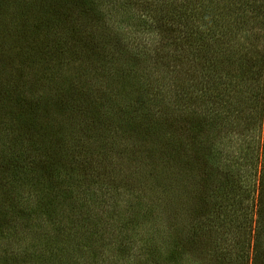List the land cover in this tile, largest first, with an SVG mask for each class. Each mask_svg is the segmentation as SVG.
<instances>
[{
	"label": "rangeland",
	"instance_id": "1",
	"mask_svg": "<svg viewBox=\"0 0 264 264\" xmlns=\"http://www.w3.org/2000/svg\"><path fill=\"white\" fill-rule=\"evenodd\" d=\"M217 1L205 3L217 11ZM247 1L264 15V0ZM95 3L102 21L91 17ZM236 6L235 0L218 2L232 14ZM141 10L140 0H0V162L13 154L18 165L30 166L37 176L36 170L47 169L48 154L63 169L77 168L82 180L75 182L74 195L64 196L63 176L45 183L59 190L48 227L51 221L75 224L78 237L93 239L95 252L77 254L79 264H127V258L141 264L139 237L161 243V259L169 256L168 241L175 239L183 264H215L222 255L232 256L254 227L260 201L255 156L263 143L264 118H258L245 91L248 78L240 88L239 120L225 115L211 95L207 99L206 86L193 79L194 69L206 73L202 64L173 72L177 43L167 50L173 63L165 74L147 64L153 58L133 57L147 43L143 22L149 28L153 21L152 15L141 19ZM246 13L239 48L259 56L264 18L259 24ZM162 38L157 35L152 45L156 48ZM91 43L99 48L91 49ZM229 63L222 60L213 73L238 76ZM80 84L87 95L84 111L63 113L59 99L75 100ZM231 96L234 101V92ZM21 97L34 108L19 111L15 101ZM139 107H149L151 118ZM98 112L102 122L92 129ZM166 140L169 152L164 153ZM211 145L213 154H206ZM62 230L70 235L68 253L76 256L75 231ZM25 234L26 242L36 240ZM125 240L130 246L122 252Z\"/></svg>",
	"mask_w": 264,
	"mask_h": 264
},
{
	"label": "trees",
	"instance_id": "2",
	"mask_svg": "<svg viewBox=\"0 0 264 264\" xmlns=\"http://www.w3.org/2000/svg\"><path fill=\"white\" fill-rule=\"evenodd\" d=\"M225 1L228 0H218L214 4L217 7L216 11L210 5H206L205 0H140L141 11L144 12L141 13V19L152 15L153 21L149 24V28L143 22L148 36L144 43H147L145 45L140 44V49L133 57H137L138 61L153 58L154 60L148 61L147 64L149 65L152 62L157 66L158 73L165 74L169 72L170 64L173 63L169 62L170 58L167 57V50L172 43H177L179 47L174 54L173 72L176 68L178 73L182 74L183 66L195 68L192 65L202 64L207 69L206 73L194 69L191 73H197V75L193 76V79L200 80L202 87L206 86L202 90L209 93L207 99L211 95L216 103L223 107L225 115L232 116L235 119L240 118L239 120L242 119L240 108L243 107L241 102H238L240 93H242L240 88L244 85V78H248L249 86H245V91L255 103L254 107L258 118L261 119L262 116L264 118V108H262V102L264 101V53L259 56L257 54L247 56L246 53H242L239 41L244 36L242 30L247 25L243 17L244 14H247L246 11L251 12L253 20L259 24L261 21L258 19L263 20L264 15L259 16L260 7H256L255 4L247 0H235L237 3L236 10L238 11L236 14L224 12L225 9L218 8V2ZM95 5L97 4L95 3ZM99 8L97 5L91 17L97 21H102L104 14L100 12ZM157 35H162L163 38L156 41L158 45L155 48L152 44ZM94 40L96 38L92 36L91 42ZM89 47L91 49L99 48L97 45L93 46L92 43ZM151 47L155 49L151 51ZM253 57L255 60L251 61L250 59ZM219 60V67L222 60L231 62L229 64L234 65L233 68L239 71L238 76L228 73L224 74L226 76H223L222 73L214 74V70L219 68ZM205 75L213 82V85H207L209 82ZM190 77L192 78V76ZM234 78L238 81H234ZM233 92L235 95L234 101L232 100L233 96H231ZM184 98L183 92L182 99L184 100ZM81 99H84V105L81 103ZM85 99H87V95L83 85L80 84L75 87V100L72 97L69 98V96L59 99L60 107L65 110L62 112H77V107L84 111ZM154 102L159 101L155 99ZM15 103L17 104L16 108L21 112L27 111L28 108L31 110L34 108L33 102H24L22 97L17 99ZM141 107L138 108L139 112L143 110ZM143 112L147 115L150 114L151 118L152 112L149 107L144 109ZM98 114L99 112L93 116L92 129H96L98 123L101 124L102 122L98 118ZM137 117L139 116L137 115ZM195 123L197 128H194V130L198 133L200 131L197 126L198 121ZM195 123L193 127H195ZM167 142L168 140L165 141L167 147H165L164 153L169 152ZM213 145L210 146V149L209 146L206 148V154L209 150L212 153ZM171 148L170 146V150ZM0 154L1 157L4 152L1 151ZM73 155L72 153L71 158ZM255 158L256 162L257 159L259 161L257 185L260 201L256 209L255 224L250 231L253 232L252 237L248 232L247 239L236 243L232 256L222 255V257L214 260L215 264H264V137L263 143L256 151ZM75 159L74 157L72 160L75 161ZM46 161L48 163L47 169L42 167L40 170H36L37 176L33 175L30 166H27V169L26 166L18 165L19 162L13 154L6 155L4 162H0V171L4 174V177L0 178V264H79L77 254L95 252L93 251V239L90 236H86L85 239L78 237L75 224L51 221V227H48V222L54 214L55 191L59 190L45 183V180L53 179L57 181L60 176H63L59 178L62 179L64 185L60 189L66 193L64 196L67 197L70 193L71 195L76 194L72 189H74L76 183L80 184L82 175L75 171L77 168L73 167L74 169L68 170L59 167L52 159H49L48 154H46ZM30 162L33 163L32 158ZM27 164L29 165V163ZM210 167L213 168L212 163H210ZM202 172L204 173V171ZM2 174L0 173V175ZM44 218H47V220L43 221ZM62 228L73 233V235L75 231L74 252L76 256H71L68 253V238L70 235L64 236L65 232ZM197 230L195 229L192 232L193 236H196ZM23 234L35 237L36 240L30 243L26 242V238L23 240ZM173 241L175 239L168 241L172 244L170 247L164 241V245H168L170 252L166 254L169 255L167 258L161 259L160 253L164 248L162 244H157L155 240L150 238L144 237L142 239L139 237L137 262L141 264H162L164 260L166 261L164 264H183L185 261L184 252L180 251L179 246L174 244ZM124 242L121 245L124 248L120 250L122 252L128 250L130 246V241L125 240ZM188 242L191 245V241ZM83 258L82 255V260ZM133 260L134 258H127L126 263L131 264ZM214 261L212 258L213 263ZM100 263L101 261H97L95 264Z\"/></svg>",
	"mask_w": 264,
	"mask_h": 264
}]
</instances>
